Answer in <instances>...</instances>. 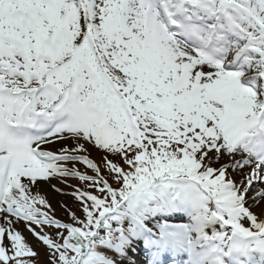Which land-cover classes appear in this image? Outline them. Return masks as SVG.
I'll list each match as a JSON object with an SVG mask.
<instances>
[{
  "label": "snow or ice",
  "instance_id": "obj_1",
  "mask_svg": "<svg viewBox=\"0 0 264 264\" xmlns=\"http://www.w3.org/2000/svg\"><path fill=\"white\" fill-rule=\"evenodd\" d=\"M0 264H264V0H0Z\"/></svg>",
  "mask_w": 264,
  "mask_h": 264
}]
</instances>
